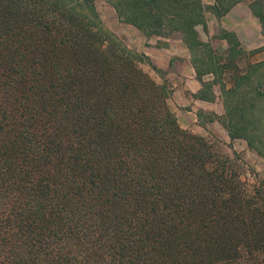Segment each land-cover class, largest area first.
<instances>
[{
    "label": "trees",
    "instance_id": "16d2710c",
    "mask_svg": "<svg viewBox=\"0 0 264 264\" xmlns=\"http://www.w3.org/2000/svg\"><path fill=\"white\" fill-rule=\"evenodd\" d=\"M111 5L147 35L201 44V0ZM84 7L0 0V264H264V184L181 128L165 85Z\"/></svg>",
    "mask_w": 264,
    "mask_h": 264
},
{
    "label": "rangeland",
    "instance_id": "374dc122",
    "mask_svg": "<svg viewBox=\"0 0 264 264\" xmlns=\"http://www.w3.org/2000/svg\"><path fill=\"white\" fill-rule=\"evenodd\" d=\"M84 1L91 9L83 12L113 44L165 85L178 125L235 151L240 177L264 184V0H239L219 16L209 7L214 0H201L204 23L195 25L201 44L193 50L178 33L147 35L121 20L111 0Z\"/></svg>",
    "mask_w": 264,
    "mask_h": 264
},
{
    "label": "crops",
    "instance_id": "0c3cea01",
    "mask_svg": "<svg viewBox=\"0 0 264 264\" xmlns=\"http://www.w3.org/2000/svg\"><path fill=\"white\" fill-rule=\"evenodd\" d=\"M232 6V5H231Z\"/></svg>",
    "mask_w": 264,
    "mask_h": 264
}]
</instances>
